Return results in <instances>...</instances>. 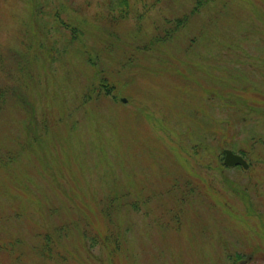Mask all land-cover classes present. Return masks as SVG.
<instances>
[{"label": "rangeland", "instance_id": "obj_1", "mask_svg": "<svg viewBox=\"0 0 264 264\" xmlns=\"http://www.w3.org/2000/svg\"><path fill=\"white\" fill-rule=\"evenodd\" d=\"M130 1L111 25L94 15L105 0H67L81 44L32 0H0V86L12 91L0 156L17 150L0 166V264H264V0H214L149 50L193 0ZM107 26L111 39L96 31ZM100 75L110 94L84 101ZM226 147L249 167L223 165ZM112 191L129 196L112 219L128 230L111 263L81 229L86 219L107 232L99 208ZM62 223L66 260L36 252L38 234Z\"/></svg>", "mask_w": 264, "mask_h": 264}, {"label": "trees", "instance_id": "obj_2", "mask_svg": "<svg viewBox=\"0 0 264 264\" xmlns=\"http://www.w3.org/2000/svg\"><path fill=\"white\" fill-rule=\"evenodd\" d=\"M33 1V12L37 17H42L43 14L47 13L52 16L53 21L56 25L66 29L69 32L70 40L78 41L83 44V25L80 20L73 21L70 19V14L68 13L69 5L67 0H32ZM214 0H193V4L187 13L182 14L181 16H177L173 19H168L169 23H166L162 27L159 33L154 34L145 44L142 45L143 49L149 50L154 45H159L161 42L165 41L166 39H170L173 33L187 24L190 19V16L206 5L210 4ZM106 10H98L94 15L100 16L101 19L105 18L108 19V22L113 25L119 18H124L128 14H130L132 9V3L130 0H105ZM50 5V6H48ZM68 7V8H67ZM66 12L68 19L63 16V13ZM40 22V21H39ZM41 28L51 29L52 23L46 25L44 23H40ZM95 30L93 29V32ZM96 31L103 34H107L109 39L115 35L113 29L110 26L97 28ZM95 31V32H96ZM110 33V34H109ZM111 35V36H110ZM110 44L113 45L114 41H110ZM94 55V56H92ZM97 55L94 52L88 53L87 60L90 64L94 67L98 63L97 62ZM92 66V67H93ZM97 72L100 73V69H97ZM101 80H99L98 88L95 85H89L86 88V91L82 94V99L86 102L96 98L99 94H110L109 91L113 88L112 83L107 82L105 76L100 75ZM14 90L13 87H10ZM12 91L9 87L0 86V106L5 102L6 97H8ZM92 95H97L93 97ZM112 96V95H111ZM24 99V96H21ZM113 97V96H112ZM45 133V132H43ZM37 136L40 138V134L36 133ZM253 136H251L252 138ZM256 138V137H255ZM264 140V134L261 137ZM231 148V147H229ZM241 153L246 158V151L245 150H235ZM6 158H2L0 156V166L4 167L9 162L15 159L17 155V150L12 149L7 151ZM223 164V163H222ZM224 165V164H223ZM176 186V185H175ZM129 192L123 191H112L105 194V198L101 201V207L99 208V212L102 216L109 222L107 223L109 228L106 233H101L98 230L92 231V228L88 227L89 221H87L83 228L81 229V233L83 238L85 239L87 246L91 248L100 247L105 249L106 255L108 257L109 262L112 263V260L117 255L121 254L124 251L123 242L126 238V232L128 228H121L119 226H113L112 219L113 216L119 211L120 206L124 203V198L128 195ZM149 195V194H144ZM137 200V197L135 199ZM136 201L131 202L130 205L136 206ZM71 225L69 223H62L53 228V230L44 231L42 234L39 235V242L34 245L35 251L39 254L58 260H66V256L64 251H62L61 241L64 237H66L71 230ZM16 241L10 242L9 245H3V247L8 248L10 250L13 249ZM236 258L239 257L238 254L235 255ZM231 257V256H230ZM240 258V257H239ZM236 261V260H234Z\"/></svg>", "mask_w": 264, "mask_h": 264}, {"label": "water", "instance_id": "obj_3", "mask_svg": "<svg viewBox=\"0 0 264 264\" xmlns=\"http://www.w3.org/2000/svg\"><path fill=\"white\" fill-rule=\"evenodd\" d=\"M121 99L125 101V98H121ZM223 162L224 164L229 166L241 165L243 168L248 167L247 161L240 154H237L230 149H224Z\"/></svg>", "mask_w": 264, "mask_h": 264}]
</instances>
